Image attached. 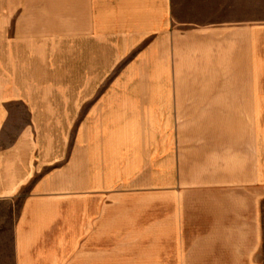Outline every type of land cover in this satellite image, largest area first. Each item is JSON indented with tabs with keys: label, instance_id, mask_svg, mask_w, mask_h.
<instances>
[{
	"label": "crops",
	"instance_id": "0c3cea01",
	"mask_svg": "<svg viewBox=\"0 0 264 264\" xmlns=\"http://www.w3.org/2000/svg\"><path fill=\"white\" fill-rule=\"evenodd\" d=\"M258 9L264 0H78L61 40L0 35V264H264ZM18 107L28 124H8ZM144 167L183 201H168L170 247L103 248L104 198L126 195L121 181Z\"/></svg>",
	"mask_w": 264,
	"mask_h": 264
},
{
	"label": "rangeland",
	"instance_id": "374dc122",
	"mask_svg": "<svg viewBox=\"0 0 264 264\" xmlns=\"http://www.w3.org/2000/svg\"><path fill=\"white\" fill-rule=\"evenodd\" d=\"M77 2L78 0H0V35L9 42L29 43L37 40L40 35H44L45 40L52 36L61 40L58 35L63 24V9H73L77 7ZM263 10L259 11L264 14ZM38 30L41 32L37 33ZM69 84L73 89L72 92L78 87V82L75 80ZM28 123V114L19 107L14 109L8 122V124L24 125ZM73 124H77V116ZM171 131L176 134V128ZM159 158L156 157L157 161ZM145 164L149 165L147 162ZM159 164L158 168H161ZM136 165L127 164L125 161L121 167L124 174H129L130 169L136 172ZM147 168L144 167L137 174L138 178L121 181L118 189L127 191L126 195L118 191L111 194L108 199L104 198L103 248L121 247L126 248V251H134L170 247V241L160 239L169 234L168 201L179 202L181 205L183 201L177 193H172L171 197H168L165 187L166 177L163 175L150 177ZM180 178L174 175L175 183ZM109 180L110 178L104 179L105 182ZM190 201H192L190 213L193 217V227L198 231L201 230L200 201L197 195H192ZM194 241L196 245L206 242L201 237L195 238Z\"/></svg>",
	"mask_w": 264,
	"mask_h": 264
}]
</instances>
